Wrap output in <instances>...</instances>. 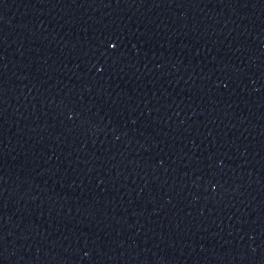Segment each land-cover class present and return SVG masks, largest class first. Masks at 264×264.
Returning a JSON list of instances; mask_svg holds the SVG:
<instances>
[{"label": "water", "instance_id": "1", "mask_svg": "<svg viewBox=\"0 0 264 264\" xmlns=\"http://www.w3.org/2000/svg\"><path fill=\"white\" fill-rule=\"evenodd\" d=\"M0 264H264V0H0Z\"/></svg>", "mask_w": 264, "mask_h": 264}, {"label": "snow or ice", "instance_id": "2", "mask_svg": "<svg viewBox=\"0 0 264 264\" xmlns=\"http://www.w3.org/2000/svg\"><path fill=\"white\" fill-rule=\"evenodd\" d=\"M109 48L111 49L112 52H115L116 49H117V45L114 44V43L109 42ZM113 50H114V51H113Z\"/></svg>", "mask_w": 264, "mask_h": 264}]
</instances>
